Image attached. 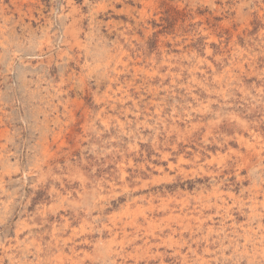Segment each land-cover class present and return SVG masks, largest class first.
<instances>
[{
  "label": "rangeland",
  "instance_id": "obj_1",
  "mask_svg": "<svg viewBox=\"0 0 264 264\" xmlns=\"http://www.w3.org/2000/svg\"><path fill=\"white\" fill-rule=\"evenodd\" d=\"M0 264H264V0H0Z\"/></svg>",
  "mask_w": 264,
  "mask_h": 264
}]
</instances>
